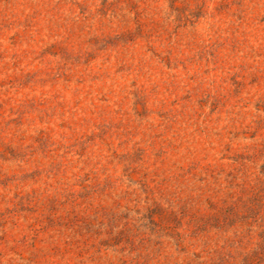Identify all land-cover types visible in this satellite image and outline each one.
I'll return each mask as SVG.
<instances>
[{
    "label": "rangeland",
    "instance_id": "1",
    "mask_svg": "<svg viewBox=\"0 0 264 264\" xmlns=\"http://www.w3.org/2000/svg\"><path fill=\"white\" fill-rule=\"evenodd\" d=\"M0 264H264V0H0Z\"/></svg>",
    "mask_w": 264,
    "mask_h": 264
}]
</instances>
